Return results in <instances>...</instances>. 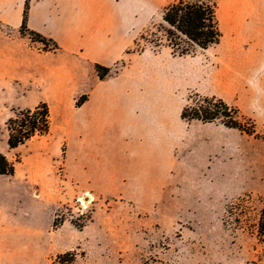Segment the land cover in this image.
<instances>
[{"label": "rangeland", "instance_id": "374dc122", "mask_svg": "<svg viewBox=\"0 0 264 264\" xmlns=\"http://www.w3.org/2000/svg\"><path fill=\"white\" fill-rule=\"evenodd\" d=\"M207 1L216 6L222 32L218 44L202 49L176 34L173 42L179 46L172 47L163 10L138 37L133 51L146 47L167 51L195 64L198 70L191 64L175 67L182 88L175 92L184 100L175 107L176 115L216 96L238 108L240 122L255 133L248 135L220 121H189L183 163L169 183L79 179L69 155L66 161L70 141L56 117L51 136H62L61 149L52 152L56 160L50 164L43 165L40 157L30 176L32 147L40 148L51 136H36L30 144L9 149L6 121L15 111L34 106L28 107L31 103L19 97L29 88L22 80L0 93V153L10 161L21 159L17 173L0 176V199L11 198L15 212H28L45 230L48 264L68 251L77 253L72 264H264V241L234 229V215L227 217L228 226L224 224L226 208L239 197L249 195L245 210L251 218L242 224L246 229L264 206V0H237L235 8L231 0ZM0 29L10 31L1 24ZM24 35L40 49L54 43L47 37ZM184 48L189 49L187 54H182ZM78 100L72 109L81 105ZM60 110L53 108L55 115ZM32 175L40 183L37 189L28 184Z\"/></svg>", "mask_w": 264, "mask_h": 264}, {"label": "crops", "instance_id": "0c3cea01", "mask_svg": "<svg viewBox=\"0 0 264 264\" xmlns=\"http://www.w3.org/2000/svg\"><path fill=\"white\" fill-rule=\"evenodd\" d=\"M175 1L0 0V24L10 29H0V93L22 80L29 88L19 97L31 103L28 107L49 105L46 136L53 132L54 117L65 125L66 161L70 156L79 179L169 183L182 165L183 139L192 122L175 114L184 101L175 92L182 90L175 67L196 69L195 64L167 51H133L138 37ZM236 2L231 0V7ZM26 4L27 26L55 42L56 50L40 49L20 34ZM97 63L110 67L105 79L97 75ZM119 63L122 67L113 69ZM83 95L87 99L72 109ZM53 108L61 110L55 115ZM50 138L32 147L30 176L40 157L43 165L56 160L52 152L61 149L62 136ZM33 177L28 184L37 189ZM44 233L28 212H15L11 198L0 199V264H48Z\"/></svg>", "mask_w": 264, "mask_h": 264}, {"label": "trees", "instance_id": "16d2710c", "mask_svg": "<svg viewBox=\"0 0 264 264\" xmlns=\"http://www.w3.org/2000/svg\"><path fill=\"white\" fill-rule=\"evenodd\" d=\"M27 10L28 4L24 11V17L19 32L22 36L25 32L45 38L44 35L31 30L27 26ZM163 22L168 26L166 35L171 46L175 48L173 38L181 35L186 42L191 45L198 46L202 49L218 44L222 38V32L216 13V6L207 0H178L165 7L163 12ZM31 38V37H30ZM34 41H41L33 39ZM58 45L54 42L53 46L46 50H56ZM182 54H187L189 49L181 50ZM95 71L100 79H105L110 73V67L101 64H95ZM87 99V95H83L78 104H82ZM239 109L231 106L224 99L212 96L202 99L200 104H192L186 106L181 117L189 122L198 120L203 123H213L220 121L228 128L238 129L248 135H253L255 129L245 127L239 120ZM51 113L49 105L41 102L34 108H27L15 111V116H11L6 121L8 132L7 144L9 149L15 150L25 145L36 136L47 134L51 128ZM18 157L15 161H10L5 154L0 153V176H13L16 172V165L20 163ZM249 195L239 197L226 208L224 216V224L228 226L227 217L234 215V229H243L252 234H256L260 241H264V206L260 211L253 225L247 229L242 225L243 220L251 218L245 210V202ZM264 205V193H263ZM59 224L54 221L53 229H57ZM253 226V227H252ZM77 227V226H76ZM252 227V228H251ZM75 251H68L58 254L51 264H72L76 258Z\"/></svg>", "mask_w": 264, "mask_h": 264}]
</instances>
